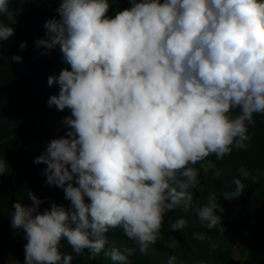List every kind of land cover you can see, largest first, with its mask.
<instances>
[{"label": "clouds", "instance_id": "9594fccd", "mask_svg": "<svg viewBox=\"0 0 264 264\" xmlns=\"http://www.w3.org/2000/svg\"><path fill=\"white\" fill-rule=\"evenodd\" d=\"M9 3L0 0V42L14 35ZM130 3L113 18L109 0H61L59 19L46 21V38L35 41L59 46L71 68L47 80L60 89L48 106L71 111L62 121L68 131L34 160L47 165L46 183L64 190L71 210L52 203L41 212L32 192L31 206L14 203L11 227L25 233V264H70L62 238L95 256L107 243L103 234L117 227L146 253L170 210L195 208L208 229L223 230L215 194L203 206L194 202L193 190L203 191L195 166L245 148L254 114H264V0ZM6 171L0 158V175ZM233 183L225 199L242 194V180ZM186 225L180 217L171 230ZM136 250L114 248L110 256L130 264Z\"/></svg>", "mask_w": 264, "mask_h": 264}, {"label": "trees", "instance_id": "16d2710c", "mask_svg": "<svg viewBox=\"0 0 264 264\" xmlns=\"http://www.w3.org/2000/svg\"><path fill=\"white\" fill-rule=\"evenodd\" d=\"M60 2L10 0V10L17 13L16 23L9 25L14 28V35L0 42V158L8 165V171L0 175V263L3 264H25V233L11 227L14 203L31 206L28 192H32L43 201L39 210L50 209L52 203L71 210V201L65 199L64 190L46 183L47 165L34 163L36 157L46 152L51 140L65 137L68 128L62 121L71 115L69 109L58 111L47 103L60 90L58 84L48 85V77H58L65 68L71 70L70 65L63 61L59 46L48 50L35 44L37 39L46 38L45 22L59 19ZM109 4L106 15L113 18L119 11L132 7L130 0H109ZM4 22L8 23L6 18ZM22 42H26L23 50ZM14 55L22 60L13 61ZM253 119L254 124L248 126L250 140L245 148H233L222 160L210 155L195 166L203 191L193 190L194 202L197 207L203 206L209 195L215 194L223 230L208 229L199 220L195 208L188 212L176 209L164 215L165 227L146 253H140L118 227L103 234L107 243L95 256L87 248L75 252L66 238L59 243L60 253L72 257L70 264H117L110 256L114 248L136 247L135 254L129 257L130 264H169L171 257H175L174 264H243L237 248H245L247 264H264V114H254ZM241 169L249 172L247 178L241 176ZM237 178L244 185L242 194L225 199V193L235 191L233 181ZM85 202L90 203L89 198L85 197ZM180 217L186 219V227L181 231L171 230V223ZM198 235L204 238L198 239Z\"/></svg>", "mask_w": 264, "mask_h": 264}, {"label": "rangeland", "instance_id": "374dc122", "mask_svg": "<svg viewBox=\"0 0 264 264\" xmlns=\"http://www.w3.org/2000/svg\"><path fill=\"white\" fill-rule=\"evenodd\" d=\"M67 110V108H66ZM43 122L45 123H50L51 121L50 120H44ZM39 211H43V210H39ZM162 227H165V224L163 222V226ZM228 243L231 244L232 243V239L229 238L228 240ZM237 251L239 252V254H241V256L243 257V264H247V259L245 258V253H246V249L245 248H237ZM0 264H3V263H0Z\"/></svg>", "mask_w": 264, "mask_h": 264}]
</instances>
